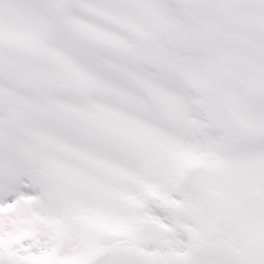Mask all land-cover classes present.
Segmentation results:
<instances>
[{
  "label": "snow or ice",
  "instance_id": "snow-or-ice-1",
  "mask_svg": "<svg viewBox=\"0 0 264 264\" xmlns=\"http://www.w3.org/2000/svg\"><path fill=\"white\" fill-rule=\"evenodd\" d=\"M0 264H264V0H0Z\"/></svg>",
  "mask_w": 264,
  "mask_h": 264
}]
</instances>
